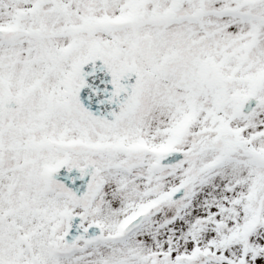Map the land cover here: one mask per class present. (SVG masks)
I'll use <instances>...</instances> for the list:
<instances>
[{
    "label": "snow or ice",
    "instance_id": "snow-or-ice-1",
    "mask_svg": "<svg viewBox=\"0 0 264 264\" xmlns=\"http://www.w3.org/2000/svg\"><path fill=\"white\" fill-rule=\"evenodd\" d=\"M0 264H264V0H0Z\"/></svg>",
    "mask_w": 264,
    "mask_h": 264
}]
</instances>
